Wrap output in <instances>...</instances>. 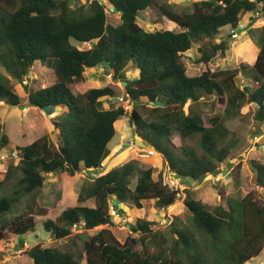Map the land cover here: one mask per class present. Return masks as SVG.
Listing matches in <instances>:
<instances>
[{"label":"trees","instance_id":"obj_1","mask_svg":"<svg viewBox=\"0 0 264 264\" xmlns=\"http://www.w3.org/2000/svg\"><path fill=\"white\" fill-rule=\"evenodd\" d=\"M106 1L120 12L119 24L108 22L104 0L77 6L71 0H0V67L22 80L36 63L51 64L54 80L43 88H24L29 103L59 111L52 120L57 141L44 133L18 146L17 161L9 164L0 180V241L7 235L35 232L42 219L53 239L66 242L31 246L27 254L34 264H203L200 254L191 253L196 247L194 237L175 221L170 243L166 231L154 228L152 220L137 217L129 229H118L113 221L110 210L115 200L130 201L139 208L151 200L164 209L178 201L180 191L164 184L163 170L156 180L155 168L140 167L137 153L121 164L107 168L103 164L110 154L108 144L116 134V122L127 115L140 141L158 151L181 179L203 181L220 171L219 165L227 162L235 145L224 117L239 116L241 108L251 102L256 119L264 122V25L252 32L259 44L255 62L241 63L250 81L242 88L235 82L237 69L209 67L219 53L226 54L230 44L228 36L214 39L227 27L240 30L246 12H258L264 18V0H192L191 7L180 12L170 0ZM149 7L180 30H146L138 17ZM198 43V61L207 68L193 75L184 57ZM130 64L139 72L125 85L130 109L114 101L105 106V98L117 96L109 85L91 87L82 94L73 92V83L82 81L88 68L101 67L114 79H126ZM204 99L211 100L213 109L224 108L210 117V125L189 107ZM23 100L0 72V101L18 106ZM147 115L164 121L148 120ZM173 119L179 143L165 121ZM8 143L9 137L2 134L0 156ZM252 167L256 187L237 201L238 206L228 201L227 207H210L190 191L184 199L193 224L213 241L221 242L220 235L231 234L228 258L233 264H246L264 252V164ZM87 169H104L85 180L77 195L79 203L94 199L95 206H70L56 218L49 217L48 207L37 199L46 175L62 171L75 175ZM74 226L82 231L75 232Z\"/></svg>","mask_w":264,"mask_h":264},{"label":"rangeland","instance_id":"obj_2","mask_svg":"<svg viewBox=\"0 0 264 264\" xmlns=\"http://www.w3.org/2000/svg\"><path fill=\"white\" fill-rule=\"evenodd\" d=\"M89 0H71L73 6L80 5ZM103 1V0H102ZM104 2H107L104 0ZM174 3L176 11H182L185 8L191 7L192 0H170ZM107 14L108 22L112 25H117L121 22V14L109 6L107 2ZM255 12H246L242 16L240 23V30L237 37L229 35L230 28H226L222 34H220L215 41H219L225 36L229 39V48L225 55L221 53L211 61L209 67L212 70L218 69H237L238 72L235 76L236 84L242 88L243 85L250 83L249 80L243 75L241 63L245 65L254 62L259 51V44L255 40V36L252 37L254 29L264 25V18H256ZM138 23L146 30L157 29H174L180 30L179 26L170 21L168 18L163 17L159 11L154 7H149L141 12L138 17ZM201 43L196 44L191 50L187 51L184 57V62L187 66V70L190 74L196 75L206 70L207 65L199 62L200 52L198 46ZM79 47H90V44H79ZM0 72L5 74L14 85L16 92L24 98L21 105L23 107L12 106L9 103L0 101V137L2 134H6L9 137V143L3 150L7 153L8 158L6 160L0 159V180L4 178L8 166L11 162L17 161V155L20 150L18 146H24L31 143L36 138L44 133H49L55 138L56 131L52 129V120L57 114V109H39L36 106L28 105L27 92L25 87L29 89L43 88L48 82L54 80L53 67L49 63H36L29 70V73L23 77L22 80H15L11 73H8L5 68L0 67ZM138 70L135 69L133 64H130L126 69V79L119 78L114 79L113 76L104 71L101 67L88 68L84 72V79L80 82L73 83L72 89L75 94H82L91 87H100L109 85L112 87L117 96L110 99L105 98L108 107L111 101L115 102V105H126L131 107L129 100L125 97V82H129L138 77ZM21 81V82H20ZM228 92H232L230 86H227ZM215 97V95H214ZM146 101L145 98L142 99ZM148 107H152L151 103H148ZM191 109L200 112L205 119V123L210 125V117L216 112L223 113L224 108L220 105L211 106V100L204 99L197 103H192L189 106ZM148 109V108H147ZM213 109V110H212ZM256 107L253 103H247L241 108V114L239 116H225V125L230 130V134L235 136V145L232 148V155L228 158L227 162L219 165V172L216 175L208 176L203 181H190L181 179L173 171L169 169L165 162L162 161L161 154L154 153L151 156H146L149 147L143 141H140L136 136L134 126L129 122L128 116H122L116 122V134L108 144V149L113 152L109 158L104 161V168L110 165V159L114 156L115 150H123L122 157L119 159V164L125 162L131 154L137 153L140 159L138 165L142 168L154 167V178L158 180L161 172L170 171V176L175 175L178 178L179 199L178 201L164 209L159 207L155 202L151 200L144 201L142 208L136 207L132 202H122L115 200L113 202L114 209L120 210L119 216H116L113 220L118 229H129V224L134 222L137 217H143L145 219L152 220L154 228H161L166 231V234L172 242L175 234L171 231L173 228L171 225L175 221L178 227L182 228L186 232L194 237L196 247L191 251L195 255H201L203 258V264H233L228 258L229 255V241L232 236L229 233L220 235V241H213L211 237L198 229L191 220V214L187 211L184 204L186 197V191H190L191 195L201 201L202 203L214 207L217 205L228 206V201H232L236 206L237 201L256 187L255 172L253 169L254 163L264 164V122L259 123L255 117ZM148 120H162L153 116H146ZM172 126V137L179 143L178 132L176 129V121L173 119L165 120ZM225 127V126H224ZM190 143L195 141L190 140ZM121 147H116L120 146ZM127 151L129 152L128 156ZM116 152V153H117ZM156 158L160 161L157 162ZM162 158V159H161ZM113 164H116L113 162ZM104 169L84 170L70 175L67 172L48 173L46 175V181L42 188V191L37 196L41 205L48 207V215L51 218H56L62 210L67 207L75 205H87L95 206L94 199H88L85 202L79 203L77 195L82 183L85 180L94 179L97 175L101 174ZM3 176V177H2ZM2 177V178H1ZM259 190H262L259 187ZM118 213V212H117ZM37 229L35 232H29L21 235H7L5 239L0 241V257L4 259L8 264H34L33 260L27 254V250L31 246L37 243H41L44 246L64 245L66 240H55L50 234L43 228L42 219H38ZM75 232H81V229L73 228ZM95 231H91L93 233ZM81 243V242H80ZM27 248H25V247ZM20 247H24V251H18ZM263 260L264 252L261 256L254 258L248 264H257Z\"/></svg>","mask_w":264,"mask_h":264},{"label":"built area","instance_id":"obj_3","mask_svg":"<svg viewBox=\"0 0 264 264\" xmlns=\"http://www.w3.org/2000/svg\"><path fill=\"white\" fill-rule=\"evenodd\" d=\"M231 36L237 37L238 36V32L235 31V30L232 31ZM154 153H155V150L154 149H150L144 155L148 156V155H151V154H154ZM7 155H8L7 153L3 152L1 154V156H0V158L1 159H6L8 157ZM162 180H163L164 184L168 185L171 188H179V186H178V184H179L178 178L175 175L170 176V171H169V174H168V171H165L163 173ZM117 212H118L117 209H114L113 207L111 208V213H112L113 216H119V213H117ZM18 251H23V249H19ZM3 264H7V262L4 261Z\"/></svg>","mask_w":264,"mask_h":264},{"label":"crops","instance_id":"obj_4","mask_svg":"<svg viewBox=\"0 0 264 264\" xmlns=\"http://www.w3.org/2000/svg\"><path fill=\"white\" fill-rule=\"evenodd\" d=\"M258 53V52H257ZM257 55L258 54H256V57H254V62H255V60H256V58H257ZM253 62V63H254ZM253 63H251V64H253ZM59 111L57 110V113H58ZM116 147H121V145L120 146H116ZM117 150H115V152H114V156H112L111 157V159H110V165L111 166H114V165H117V164H119L120 162H118V161H120L119 159L122 157V154H123V150L121 149V150H119L117 153ZM130 152V151H129ZM129 152L127 151V155H125L126 157L128 156V154H129ZM112 153L113 152H110V154L107 156L108 158H109V156H111L112 155ZM113 162L114 163H116V164H113ZM3 177V176H2ZM1 177V178H2ZM45 184V183H44ZM46 206V205H45ZM49 216V215H48ZM50 217V216H49ZM259 257V256H258ZM252 261V260H251ZM249 262H247L246 264H248ZM256 264V263H255ZM257 264H264V262H263V260L260 262V263H257Z\"/></svg>","mask_w":264,"mask_h":264},{"label":"clouds","instance_id":"obj_5","mask_svg":"<svg viewBox=\"0 0 264 264\" xmlns=\"http://www.w3.org/2000/svg\"><path fill=\"white\" fill-rule=\"evenodd\" d=\"M255 13H256L255 17L258 18V17H259V16H258L259 13H258V12H255ZM260 18H262V17H260ZM232 31H234V30H232ZM232 31H231V33H232ZM235 31H237L238 34H239V31H238V30H235ZM231 33H230V36H231ZM151 149H154V148H151ZM149 150H150V149H149ZM149 150H148V151H149ZM154 150H155V149H154ZM148 151H147V152H148ZM155 152L158 153V151H156V150H155ZM148 156H151V155H148ZM7 158H8V157H7ZM7 158H6V159H7ZM0 159H1V158H0ZM6 159H4V160H6ZM2 160H3V159H2ZM163 173H164V172H163ZM112 207H114V206H112ZM112 207H111V208H112ZM117 210H118V208H117ZM110 213H111V210H110ZM118 213H120L119 210H118ZM111 215H112V213H111ZM112 217H113V220H115L114 218H115L116 216H113V215H112ZM74 228H76V227L74 226ZM24 247H25V246H24ZM24 247H20L19 249H23ZM25 248H27V247H25ZM23 251H24V249H23ZM23 251H22V252H23ZM3 262H4V259L1 258L0 263L3 264ZM7 264H8V263H7Z\"/></svg>","mask_w":264,"mask_h":264},{"label":"water","instance_id":"obj_6","mask_svg":"<svg viewBox=\"0 0 264 264\" xmlns=\"http://www.w3.org/2000/svg\"><path fill=\"white\" fill-rule=\"evenodd\" d=\"M127 83L125 82V85H126ZM28 105H33V106H36V104H34V103H28ZM12 106H16V105H12ZM20 107H23V105H19Z\"/></svg>","mask_w":264,"mask_h":264}]
</instances>
